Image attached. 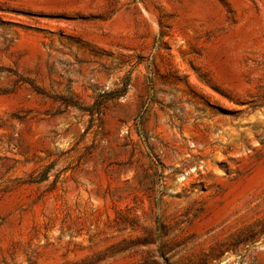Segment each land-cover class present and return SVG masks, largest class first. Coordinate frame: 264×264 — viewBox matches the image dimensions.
Segmentation results:
<instances>
[{
  "label": "rangeland",
  "instance_id": "1",
  "mask_svg": "<svg viewBox=\"0 0 264 264\" xmlns=\"http://www.w3.org/2000/svg\"><path fill=\"white\" fill-rule=\"evenodd\" d=\"M0 264H264V0H0Z\"/></svg>",
  "mask_w": 264,
  "mask_h": 264
},
{
  "label": "trees",
  "instance_id": "2",
  "mask_svg": "<svg viewBox=\"0 0 264 264\" xmlns=\"http://www.w3.org/2000/svg\"><path fill=\"white\" fill-rule=\"evenodd\" d=\"M32 88L34 89V91H36L38 94H44L39 88H37L36 86H32ZM104 103V101L101 103V105ZM100 105V107H101Z\"/></svg>",
  "mask_w": 264,
  "mask_h": 264
}]
</instances>
